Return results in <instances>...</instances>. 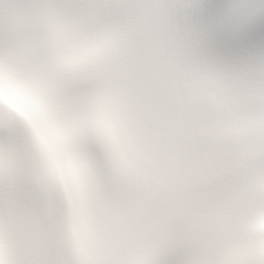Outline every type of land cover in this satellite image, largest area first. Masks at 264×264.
Listing matches in <instances>:
<instances>
[{"label":"snow or ice","instance_id":"snow-or-ice-1","mask_svg":"<svg viewBox=\"0 0 264 264\" xmlns=\"http://www.w3.org/2000/svg\"><path fill=\"white\" fill-rule=\"evenodd\" d=\"M0 264H264V0H0Z\"/></svg>","mask_w":264,"mask_h":264}]
</instances>
